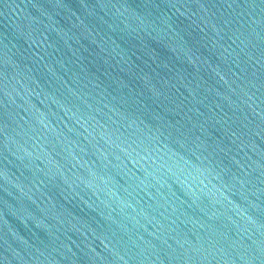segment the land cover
Here are the masks:
<instances>
[{"label":"water","instance_id":"1","mask_svg":"<svg viewBox=\"0 0 264 264\" xmlns=\"http://www.w3.org/2000/svg\"><path fill=\"white\" fill-rule=\"evenodd\" d=\"M0 264H264V0H0Z\"/></svg>","mask_w":264,"mask_h":264}]
</instances>
